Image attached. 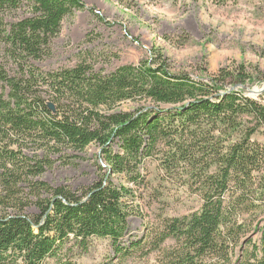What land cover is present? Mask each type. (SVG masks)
<instances>
[{
    "label": "trees",
    "instance_id": "obj_1",
    "mask_svg": "<svg viewBox=\"0 0 264 264\" xmlns=\"http://www.w3.org/2000/svg\"><path fill=\"white\" fill-rule=\"evenodd\" d=\"M24 1L0 0V50L16 68L0 62V264H80L73 250L88 251L94 238L110 239L119 256L143 247L132 237L125 244L129 218L141 214L133 185L143 183L141 168L159 142L162 168L188 166L203 204L163 218L150 249L174 241L162 250L164 264H264V142L253 139L264 133V90L254 99L225 83L252 80L245 68L194 79L160 56L110 73L86 59L45 71L33 61L51 55L63 18L81 1L29 0V15L8 22ZM147 100L173 107L121 108ZM92 144L110 170L102 180L81 192L42 180ZM30 205L39 214H24Z\"/></svg>",
    "mask_w": 264,
    "mask_h": 264
},
{
    "label": "rangeland",
    "instance_id": "obj_2",
    "mask_svg": "<svg viewBox=\"0 0 264 264\" xmlns=\"http://www.w3.org/2000/svg\"><path fill=\"white\" fill-rule=\"evenodd\" d=\"M80 1L81 7L63 18L51 55L34 60L36 66L53 71L74 67L86 59L96 71L110 73L122 65L161 56L173 73H186L194 79H226L221 70L229 72L243 66L252 80L232 84L231 79H226V87L254 99L264 88V0ZM24 2L26 6L9 15L8 22L29 15V0ZM0 62L15 73V66L1 50ZM172 107L150 100L129 101L121 106L125 111L150 109L155 113ZM253 139L264 142V133ZM114 150L118 152L120 147L116 145ZM165 152V143L159 142L156 156L146 159L141 168V188L129 183L137 192L138 202L133 205L140 208L141 214L129 218L126 240H130L125 244H130L132 237L144 241L145 247L119 256L110 239L94 238L88 251L73 250L80 264H164L162 250L173 246L174 241L163 244L161 250H151L156 246L151 232L161 229L163 218L190 214L203 204L188 166L179 165L170 173L162 168L160 158L166 157ZM70 155L74 156L72 163H57L42 180L54 187L68 186L81 192L102 180L108 171L110 174L96 144ZM112 179L117 185H128L122 176ZM24 214L37 215L38 207L30 205Z\"/></svg>",
    "mask_w": 264,
    "mask_h": 264
},
{
    "label": "water",
    "instance_id": "obj_3",
    "mask_svg": "<svg viewBox=\"0 0 264 264\" xmlns=\"http://www.w3.org/2000/svg\"><path fill=\"white\" fill-rule=\"evenodd\" d=\"M263 90H264V88L262 89V91H263ZM262 91H261V92H262Z\"/></svg>",
    "mask_w": 264,
    "mask_h": 264
}]
</instances>
